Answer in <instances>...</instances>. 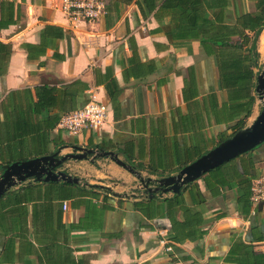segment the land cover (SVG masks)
I'll use <instances>...</instances> for the list:
<instances>
[{
  "label": "crops",
  "instance_id": "0c3cea01",
  "mask_svg": "<svg viewBox=\"0 0 264 264\" xmlns=\"http://www.w3.org/2000/svg\"><path fill=\"white\" fill-rule=\"evenodd\" d=\"M9 1L22 16L0 29V105L13 91L82 80L89 89L79 108L93 98L108 107L98 131L71 135L58 126L53 136L64 145L104 146L156 179L180 172L262 111L258 72L249 78V69L264 63V28L249 62L240 50L170 41L154 13L144 19L135 4L115 22L107 13L71 31L61 0ZM256 11V0H230L222 24ZM46 26L65 37L30 62L23 45H39ZM81 165L82 175L69 173L80 184L29 181L0 199V264H264V198L240 202L244 179H264V143L179 195L152 199L110 159Z\"/></svg>",
  "mask_w": 264,
  "mask_h": 264
},
{
  "label": "trees",
  "instance_id": "16d2710c",
  "mask_svg": "<svg viewBox=\"0 0 264 264\" xmlns=\"http://www.w3.org/2000/svg\"><path fill=\"white\" fill-rule=\"evenodd\" d=\"M107 12L113 13L112 22L119 18L120 12L128 6H138L143 18L154 13L155 19L163 24L162 29L170 41H200L203 45L240 50L245 58L252 62L258 58L257 45L264 28V0H256L257 11L239 16L234 26L225 23V9L230 0H105ZM22 16L21 6L14 1L0 0V29H6L19 23ZM168 20V22H166ZM251 33L249 36L247 33ZM65 31L61 27L46 26L41 31L39 45L24 44L28 61L33 62L44 56L47 50L55 47L64 39ZM238 37V41L234 38ZM3 45L0 43V49ZM5 47V46H4ZM2 50V49H1ZM9 49L8 54L11 53ZM59 60L64 56L54 54ZM256 74L249 69V78ZM96 75V84L97 81ZM89 85L82 80L61 86L43 85L34 89L10 92L0 105L3 121H0V170L4 165L23 162L51 154L64 141L53 136L63 116L76 111ZM254 98H249L252 109ZM249 110L247 117L251 114ZM242 122L237 130L244 126ZM106 150L104 146L98 147ZM107 151V150H106ZM133 165L132 159L126 156ZM223 166L210 173H218ZM245 193L241 200L250 202L253 182L244 179ZM220 186L223 185L219 183ZM184 212H187V210ZM190 210L188 209V212Z\"/></svg>",
  "mask_w": 264,
  "mask_h": 264
},
{
  "label": "water",
  "instance_id": "95a60500",
  "mask_svg": "<svg viewBox=\"0 0 264 264\" xmlns=\"http://www.w3.org/2000/svg\"><path fill=\"white\" fill-rule=\"evenodd\" d=\"M256 69L258 72L256 93L262 104V111L256 120L185 166L180 172L156 179L143 178L140 172L121 160L115 152L65 144L49 155L4 165L0 170V199L13 188L29 181L36 183L62 181L80 184L81 179L67 173L63 165L70 160L83 162L100 159H110L139 178L141 181L139 190L143 196H149L152 199L170 193L179 195L184 187L200 180L205 174L255 150L264 143V63L257 64ZM68 148H71L74 153L62 155V152Z\"/></svg>",
  "mask_w": 264,
  "mask_h": 264
},
{
  "label": "built area",
  "instance_id": "2783aa9c",
  "mask_svg": "<svg viewBox=\"0 0 264 264\" xmlns=\"http://www.w3.org/2000/svg\"><path fill=\"white\" fill-rule=\"evenodd\" d=\"M61 12L75 31L80 23H96L107 15L105 0H61ZM108 107L93 98L82 108L62 117L60 129L71 135H79L84 130H100L107 122ZM252 202L258 204L264 198V179L255 180L252 185Z\"/></svg>",
  "mask_w": 264,
  "mask_h": 264
},
{
  "label": "rangeland",
  "instance_id": "374dc122",
  "mask_svg": "<svg viewBox=\"0 0 264 264\" xmlns=\"http://www.w3.org/2000/svg\"><path fill=\"white\" fill-rule=\"evenodd\" d=\"M69 145H72V144H69ZM69 153H74V151L71 149V148H68V149H65L63 152H62V155H65V154H69ZM101 160V159H100ZM90 162L91 161H83V162H77V161H74V160H70L68 162H66L64 165H63V169L67 172V173H72L73 175H82L83 174V171H86L85 169L81 168L79 165L82 164V165H85V166H88V167H91L90 165ZM81 165V166H82ZM93 169H100L101 166L96 164L95 166L92 167ZM81 171V172H80ZM85 176V175H83ZM95 178L93 177V175L91 176H87V178Z\"/></svg>",
  "mask_w": 264,
  "mask_h": 264
}]
</instances>
